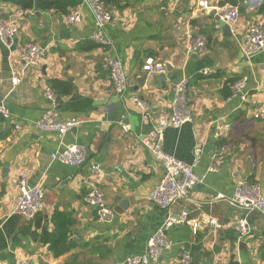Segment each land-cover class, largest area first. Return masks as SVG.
Instances as JSON below:
<instances>
[{
    "label": "crops",
    "instance_id": "crops-1",
    "mask_svg": "<svg viewBox=\"0 0 264 264\" xmlns=\"http://www.w3.org/2000/svg\"><path fill=\"white\" fill-rule=\"evenodd\" d=\"M11 1L0 0V16L18 15L17 44L33 42L44 57L14 88L10 72L17 52L0 42V100L12 114L9 120L0 117V264H17L18 259L35 264H124L126 258L146 252L169 212L148 199L164 170L138 137L170 115L174 86L182 78L189 79L193 120L180 129L167 128L164 149L190 164L201 141L204 149L196 173L202 182L170 209L175 218L186 213L188 223L169 231L173 246L159 264H181L184 254L192 257V264H264V217L231 202L239 181L259 185L264 194V117L257 116L264 111V52L252 59L242 53L247 29L264 22V0H207L238 8L232 36L218 28L214 11L192 17L199 0H182L176 8L171 0H116L111 5L115 22L106 29L111 53L126 66L128 95L150 104V118L115 94L102 70L104 50L92 40L96 23L88 0L78 6L83 22L77 29L69 27L67 15L59 11L22 10ZM190 37H204L206 50L188 55ZM149 58L164 64L166 73H146ZM205 69L211 74L203 75ZM245 77L248 102L242 105L237 98L229 100L228 84ZM53 82L70 92L59 96ZM46 87L57 95L60 118L81 122L64 137L35 126L51 108ZM122 124L130 125L131 132L124 133ZM74 143L88 148L82 168L52 162V152ZM94 164L100 166V176L93 173ZM23 176L45 190V209L34 220L14 214L17 181ZM85 180L103 191L116 214L113 224L99 223L96 211L86 204L90 189ZM126 200L129 209L117 213ZM239 219L249 225L247 236L233 228ZM48 236L57 248L66 249L61 256L50 249Z\"/></svg>",
    "mask_w": 264,
    "mask_h": 264
},
{
    "label": "built area",
    "instance_id": "built-area-1",
    "mask_svg": "<svg viewBox=\"0 0 264 264\" xmlns=\"http://www.w3.org/2000/svg\"><path fill=\"white\" fill-rule=\"evenodd\" d=\"M171 5L176 8L182 0H171ZM90 10L95 18L96 29L92 34L94 43L104 50L101 68L108 75L115 94L130 103L142 113L151 117L150 104L135 95H128L129 84L126 66L119 58L111 53L112 41L106 35L107 27L115 22V12L111 5L104 0H88ZM214 11L217 16L228 25L233 33V28L239 20V10L231 4L212 5L207 0H199L192 17L197 18L202 12ZM83 22V14L78 7L69 11L66 16V24L72 28H79ZM21 30V22L18 15L13 14L7 17L0 16V42L8 49L17 52V61L11 68L10 81L15 88L22 84L27 73L34 67L40 65L44 57V50L33 42L17 44V37ZM207 48V40L204 37L189 38L186 44L188 55L203 53ZM264 52V22H256L244 34L242 41V53L244 58L252 59L254 56ZM144 71L148 74H165L166 66L158 64L153 58L146 60ZM203 75H210L211 70L205 69ZM0 76V93L2 87ZM189 79L182 78L174 86V98L170 105L169 116H162L154 124L151 130L138 137L140 144L154 156L157 163L163 168L164 176L155 189L149 194L148 199L160 210L169 212L164 224L152 235L147 243L144 254L133 255L124 261V264H159L163 253L172 249V241L169 238V231L176 225L188 223V215L183 213L178 218L170 214V209L178 201L188 198L191 191L202 182L196 173V167L203 153L201 141L194 148L193 162L185 163L176 156L169 154L164 149V132L167 128L180 129L186 123L192 122V106L189 100ZM248 78H242L228 84L231 99H239L242 105L248 102ZM44 95L51 102V108L44 112L39 121L35 123L36 128L41 132L55 133L60 137L71 133L81 122L76 119H61L57 109L58 98L52 89L46 87ZM258 117H264V111L258 112ZM0 117L9 120L12 117L11 111L5 100H0ZM124 133L131 132V126L122 124ZM16 129H21L16 125ZM88 159V148L81 144H65L62 148L52 152V162H57L74 168H82ZM92 171L95 176H100V166L94 164ZM88 185L89 193L85 202L96 211V217L101 224H113L116 219L114 210L108 205L103 191L88 180L83 181ZM19 194L15 198L14 214L20 215L28 220H34L45 209V190L40 185H30L25 176L17 181ZM231 202L242 209L258 212L264 217V194L259 185L247 181H239L235 186ZM210 224L215 228H221L216 220ZM233 228L242 236L249 233V225L246 220L239 219L233 224ZM17 264H35L32 261L18 259ZM181 264H192V257L184 254Z\"/></svg>",
    "mask_w": 264,
    "mask_h": 264
},
{
    "label": "trees",
    "instance_id": "trees-1",
    "mask_svg": "<svg viewBox=\"0 0 264 264\" xmlns=\"http://www.w3.org/2000/svg\"><path fill=\"white\" fill-rule=\"evenodd\" d=\"M108 5H113L116 3V0H104ZM14 5L20 7L22 10H32L34 8H37L39 10H56L60 13L67 15L69 14V11L73 8L78 7L82 0H12L11 1ZM52 86L54 89H56V92L59 96L69 93L70 91L67 90L62 83L59 82H53ZM59 89V90H57ZM60 89H63L60 90ZM52 236H48L46 242L50 244V249L54 251V255L56 257L61 256L66 249H59L57 246H55L53 240L51 239ZM60 238L65 241V234L61 235ZM56 243H61L57 241Z\"/></svg>",
    "mask_w": 264,
    "mask_h": 264
},
{
    "label": "water",
    "instance_id": "water-1",
    "mask_svg": "<svg viewBox=\"0 0 264 264\" xmlns=\"http://www.w3.org/2000/svg\"><path fill=\"white\" fill-rule=\"evenodd\" d=\"M216 22H217L218 28L223 31V34L225 36H232L230 27L226 25V23L223 20H221L219 16L216 17ZM169 70H170V67H169ZM119 207L120 209L117 210V213L123 214L125 211L129 209V203L126 200L125 202L121 203Z\"/></svg>",
    "mask_w": 264,
    "mask_h": 264
}]
</instances>
